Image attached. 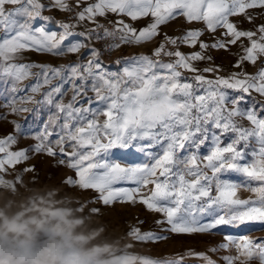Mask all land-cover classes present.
Returning <instances> with one entry per match:
<instances>
[{
    "label": "snow or ice",
    "instance_id": "obj_1",
    "mask_svg": "<svg viewBox=\"0 0 264 264\" xmlns=\"http://www.w3.org/2000/svg\"><path fill=\"white\" fill-rule=\"evenodd\" d=\"M53 10L67 14L66 20L56 21L57 31L46 27L53 17L44 13ZM237 17L254 28H240ZM260 17L264 0H0V107L8 109L0 119L48 110L31 134L36 141L31 148L13 150L16 134L25 133L20 123L9 121L16 134L0 138V172L27 161L29 151L59 154L60 163L75 171L66 184L96 192L104 205L139 203L160 213L163 219L156 223L166 225L161 233L190 236L219 227L264 225V104L259 110L242 106L253 92L264 97ZM178 19L203 27H188L178 35L163 31ZM139 21L146 23L134 26ZM220 29V38L211 43L201 39ZM157 40L150 54L115 61L118 70L102 60L123 45ZM93 41L103 44L96 47ZM238 42L243 55L233 67L240 71L220 76L219 66H197L212 61L209 50L228 51ZM181 46L198 50L185 53ZM30 52L67 62L28 61ZM258 61L254 74L244 70L246 63ZM225 137H231L227 143ZM113 149L137 151L149 162H118ZM228 173L245 180L233 182ZM242 187L254 198H240ZM128 235L137 242L168 239L138 228ZM221 250L230 254L219 261L209 255ZM186 257L202 264H264V238L226 235L225 242L207 251L189 249L163 260L133 254L139 264H184Z\"/></svg>",
    "mask_w": 264,
    "mask_h": 264
},
{
    "label": "rangeland",
    "instance_id": "obj_2",
    "mask_svg": "<svg viewBox=\"0 0 264 264\" xmlns=\"http://www.w3.org/2000/svg\"><path fill=\"white\" fill-rule=\"evenodd\" d=\"M45 4L48 0H42ZM8 8L14 6L8 5ZM44 15L53 17L51 23L47 24V30L57 31L56 21L67 19L58 17V11H46ZM237 20L238 26L242 29H252L250 24L243 17L233 18ZM264 22V17L257 19L256 24ZM43 23L42 21H38ZM146 21H139L136 27H141ZM188 27L202 28V24L185 25L182 19L171 22L163 28L169 35H178ZM79 30V29H77ZM220 29L215 34L205 33L202 40L209 43L213 39L220 38ZM247 44V41H242ZM158 43L153 41L144 45H131L125 57L150 54ZM241 42L231 45L228 51L209 50L208 55L212 56V61L196 62L199 68L206 66H219L220 76H228L240 69L233 67L243 50ZM197 49L181 46V51L188 53ZM83 55L87 56V49L83 50ZM28 61L38 63H51L59 65L66 63V58H57L35 52L26 53ZM75 59V57H72ZM165 60L168 58L165 57ZM111 70H118L114 63H104ZM260 67L258 61L256 65L245 64L244 70L248 73H255ZM191 76V73H184ZM209 78H214L216 74L205 73ZM28 83V81H25ZM232 95L238 93L229 90ZM71 93H69V96ZM66 97L65 99H67ZM3 101L0 100V104ZM264 104V97L255 92L247 97L243 107L256 105L257 110ZM30 108L35 105H27ZM7 108L0 107V115H5ZM47 109H42L40 113H22L18 116H7L0 119V138L9 133H13V125L10 120H16L23 126L24 135H17V143L13 150L31 148L36 141L32 138L46 119ZM27 117V122L25 121ZM231 137H225L227 143ZM210 145L202 149L203 154H207ZM71 151V149H68ZM113 159L121 163H146L149 162L142 154L134 150L113 149ZM29 159L16 166L0 172V245L7 254L15 258L24 257L25 264H32L33 258L45 249H52L56 256V264H139L133 258V254L140 257H148L155 260H163L175 257L177 254L183 255L186 250L192 249L197 252L207 251L210 247L218 246L225 242L226 235L236 238L248 235L253 239L264 238V225L252 224L240 229L219 227L211 233L194 235H175L169 232L161 233V228L166 225H157L156 221L163 219L160 213L151 212L142 204H129L115 202L111 205H104L98 198V194L92 190H81L79 187H72L65 183L68 177L75 178V171L67 166V163H60L61 156L55 157L46 154L28 153ZM33 168L31 172H22L24 168ZM227 177L233 182H244L245 178L228 173ZM132 187V185H120ZM151 187V186H150ZM240 198L253 197V193L246 188H241L238 192ZM93 209H98L96 213ZM133 228H138L143 232H155L168 236L166 240L158 242H137L128 235ZM235 249H232L234 254ZM230 254L223 250L209 255L213 259L220 260V257ZM184 264H202L201 261L186 257ZM222 264V262H220ZM256 264V262H253Z\"/></svg>",
    "mask_w": 264,
    "mask_h": 264
},
{
    "label": "clouds",
    "instance_id": "obj_3",
    "mask_svg": "<svg viewBox=\"0 0 264 264\" xmlns=\"http://www.w3.org/2000/svg\"><path fill=\"white\" fill-rule=\"evenodd\" d=\"M0 264H25V258H15L11 254H7L2 245H0ZM32 264H56V256L52 249H45L33 258Z\"/></svg>",
    "mask_w": 264,
    "mask_h": 264
},
{
    "label": "built area",
    "instance_id": "obj_4",
    "mask_svg": "<svg viewBox=\"0 0 264 264\" xmlns=\"http://www.w3.org/2000/svg\"><path fill=\"white\" fill-rule=\"evenodd\" d=\"M110 27V25H108ZM92 44L96 47H100L103 44V41L101 42H95L93 41ZM131 48V45H123L120 49L113 51L111 53H105L102 56V60L104 63H115L118 59L121 57H125V55L129 52V49ZM118 66V65H116ZM119 67V66H118Z\"/></svg>",
    "mask_w": 264,
    "mask_h": 264
},
{
    "label": "crops",
    "instance_id": "obj_5",
    "mask_svg": "<svg viewBox=\"0 0 264 264\" xmlns=\"http://www.w3.org/2000/svg\"><path fill=\"white\" fill-rule=\"evenodd\" d=\"M65 16H66V13H62V12H59L58 11V17H61V18H65ZM110 18H112V17H110Z\"/></svg>",
    "mask_w": 264,
    "mask_h": 264
}]
</instances>
